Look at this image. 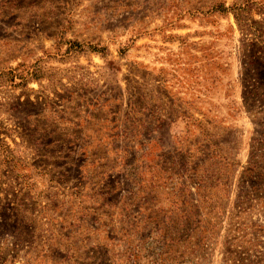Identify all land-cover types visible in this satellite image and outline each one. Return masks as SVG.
<instances>
[{
    "label": "rangeland",
    "instance_id": "rangeland-1",
    "mask_svg": "<svg viewBox=\"0 0 264 264\" xmlns=\"http://www.w3.org/2000/svg\"><path fill=\"white\" fill-rule=\"evenodd\" d=\"M0 264H264V0H0Z\"/></svg>",
    "mask_w": 264,
    "mask_h": 264
}]
</instances>
